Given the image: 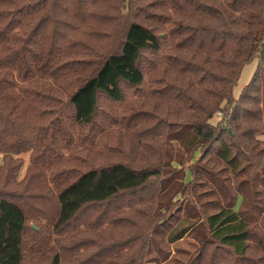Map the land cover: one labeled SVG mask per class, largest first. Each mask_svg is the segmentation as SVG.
<instances>
[{
    "label": "trees",
    "instance_id": "obj_1",
    "mask_svg": "<svg viewBox=\"0 0 264 264\" xmlns=\"http://www.w3.org/2000/svg\"><path fill=\"white\" fill-rule=\"evenodd\" d=\"M254 59L253 77L236 99L233 88ZM160 106L168 110L165 118L156 116ZM216 112L223 117L213 126L209 119ZM113 128L130 132L116 136L119 147L129 145V154H138L144 165L133 159L51 178L54 232L65 230L67 237L104 207L95 224H84L87 230L110 224L111 213L129 211L135 217L129 229L135 232L123 245L153 242L157 222L164 223L156 209L161 196L194 189L208 155L232 171L254 170L264 177L262 151L253 142L254 132L264 131V0H0L5 166L13 155L29 151L34 167L43 169L39 173H48L59 163L53 153L89 140L102 146V136H114ZM171 144H178L185 158L174 160ZM197 152L200 159L188 167L193 184H185L182 167ZM31 185L23 192L0 191V264H23L27 249L44 246L51 252L45 264H100L112 255L110 244L93 258L75 260L79 244L56 241L49 247L33 227L34 235L25 240L30 219L50 216L29 204L42 197L29 193L39 186ZM247 222L233 205L208 216L192 263L264 264V242L254 247L261 255L252 256ZM189 230L169 232V242ZM39 257L36 253L35 260Z\"/></svg>",
    "mask_w": 264,
    "mask_h": 264
},
{
    "label": "rangeland",
    "instance_id": "obj_2",
    "mask_svg": "<svg viewBox=\"0 0 264 264\" xmlns=\"http://www.w3.org/2000/svg\"><path fill=\"white\" fill-rule=\"evenodd\" d=\"M256 65L257 60L254 59L242 68L239 80L233 88L234 98L237 99L251 81ZM67 80H70V76L64 81L67 82ZM58 99L61 102H66V97L59 96ZM220 106L223 108L224 103ZM166 112L168 110L160 106L156 115L157 118H165V115L168 114ZM182 114L184 115L183 111ZM190 116L191 113H187V122H190ZM222 117L223 114L221 112H216L209 119V123L216 126ZM150 125L151 123L147 122L140 128L145 131V128ZM245 128L247 129L248 125ZM113 129H115L112 132L114 136H102V146L99 144L100 141L89 140L85 143L74 144L72 149H69L70 151L62 149L58 153H53L59 163L51 167L48 173L45 171L39 173L43 169L34 167L31 160V152L29 151L13 155L7 167L2 161L3 155H0V191L23 192L21 189L25 187L27 182L31 183V186L39 185L37 190L29 191V193L40 194L42 195L41 199L29 201V204L46 209L50 215L49 220L41 216L30 219L28 235L25 240L30 239L34 235L30 231L33 227L38 231L37 236H45L48 239L49 247H53L56 241H62L67 246L79 244V249L74 253V259H78V261L85 260L89 256L91 258L95 257L101 249L111 244L112 255H105L100 264H127L128 262L137 264L140 261H142V264H195L192 261L201 246L203 238L202 226H204L205 219L217 213L220 209L233 205V210L240 211L248 220V229L252 233L250 238V246L253 249L252 256L257 258L261 255L254 247L258 242H264V177L262 174H260V177L257 176L259 174H256L254 170L246 169L244 172H237L239 171L237 169V171H232L214 155H208L201 161L200 164H202L203 171L196 176L198 185L194 189L192 188L183 196H174L171 192L168 195L161 196L159 207L156 209H158V218H164V223L161 225L159 224L161 221L157 222L155 226L157 234L153 236V242L149 239L143 244L134 242L127 246L123 245L130 238L129 233L135 232L134 229H129L132 227L129 222L135 219L134 213L129 211L120 214L111 213L108 215L111 219L110 224L109 222L104 223L100 225V228L93 227L90 231L87 230L84 224L89 225L90 222L95 224L97 215L104 212V207H100L93 217H87L84 224L79 226L75 232L69 230L67 237H65V230L62 233L54 232L50 223L53 218L51 196L56 191L52 182L49 181L51 178L57 177L63 171L73 170V168H76L79 172H84L92 167L109 165L115 162H126L133 159L137 160L134 162L136 165H144L140 162L138 154L135 152L129 154V145L126 144L121 148L119 147L121 143L117 142L116 136L118 134L130 135V132L127 133L128 130L125 129ZM254 133V145L257 146L258 151H262L264 162V131ZM141 152L138 151V153ZM169 153L174 160L175 158H185L183 156L184 152L179 148L178 144H171ZM200 156L199 152H197L194 155V160L184 163L182 169L184 171L185 184L189 182V185L193 184V177L188 167H191L198 158L200 159ZM173 166L179 168L176 164ZM6 174L9 176V181L4 179ZM23 196L25 200L28 199V193L25 192ZM190 200L193 203L188 204ZM165 204H167V208H165ZM139 208L145 210L144 205H140ZM32 216L34 217L33 214ZM115 220H122L123 222L116 224L117 221ZM187 226L190 227V230L184 238L174 243L169 242V232L174 233L176 230ZM86 241L91 242L92 245L82 244V242L85 243ZM149 241L150 252L146 251ZM32 252L28 249L24 252L23 264H35V261L37 264H45L51 256V252L45 246L42 249H34ZM36 253L40 255L37 260H35ZM254 254H257V256Z\"/></svg>",
    "mask_w": 264,
    "mask_h": 264
}]
</instances>
